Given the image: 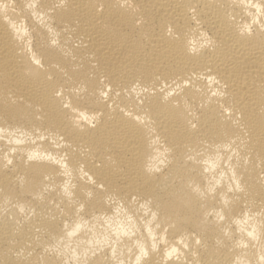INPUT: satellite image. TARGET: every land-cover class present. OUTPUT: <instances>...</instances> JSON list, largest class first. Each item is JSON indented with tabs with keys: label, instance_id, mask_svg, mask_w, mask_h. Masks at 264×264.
I'll return each instance as SVG.
<instances>
[{
	"label": "bare ground",
	"instance_id": "obj_1",
	"mask_svg": "<svg viewBox=\"0 0 264 264\" xmlns=\"http://www.w3.org/2000/svg\"><path fill=\"white\" fill-rule=\"evenodd\" d=\"M0 264H264V0H0Z\"/></svg>",
	"mask_w": 264,
	"mask_h": 264
}]
</instances>
